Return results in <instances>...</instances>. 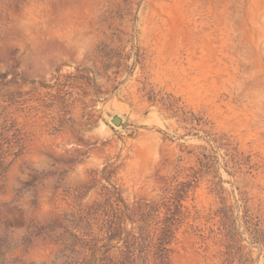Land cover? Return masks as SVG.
I'll return each instance as SVG.
<instances>
[{
  "label": "rangeland",
  "instance_id": "374dc122",
  "mask_svg": "<svg viewBox=\"0 0 264 264\" xmlns=\"http://www.w3.org/2000/svg\"><path fill=\"white\" fill-rule=\"evenodd\" d=\"M181 182L169 264H222L223 208L229 264H264V0H0V264H63L72 214Z\"/></svg>",
  "mask_w": 264,
  "mask_h": 264
},
{
  "label": "trees",
  "instance_id": "16d2710c",
  "mask_svg": "<svg viewBox=\"0 0 264 264\" xmlns=\"http://www.w3.org/2000/svg\"><path fill=\"white\" fill-rule=\"evenodd\" d=\"M187 190L186 183H179L170 196L163 197L165 200L162 204H145V213H140L141 205L124 214L110 209L106 200L96 201L81 210L80 216L71 215L73 219L70 223L75 225L73 230L68 231L59 226L62 233L52 242L60 244L69 252L68 260L63 264H169V256L174 252L171 244L175 239V232L179 223L186 218L181 210V202ZM162 206L165 209L163 216L153 226H149L148 221L153 219L154 213ZM214 215L220 217L217 227L220 238L217 245L223 250H219V255L222 264H229L236 257L238 248L229 222L228 209L217 210ZM125 217H129L132 223L129 230L124 228ZM76 221L78 224H75ZM253 234L264 247V231L253 228ZM113 248H116V252L111 253ZM238 259L240 264L248 262L242 256Z\"/></svg>",
  "mask_w": 264,
  "mask_h": 264
},
{
  "label": "water",
  "instance_id": "95a60500",
  "mask_svg": "<svg viewBox=\"0 0 264 264\" xmlns=\"http://www.w3.org/2000/svg\"><path fill=\"white\" fill-rule=\"evenodd\" d=\"M115 119L120 120V119L116 116V117H114V118L112 119V122H113V123L115 122ZM115 123L117 124V122H115Z\"/></svg>",
  "mask_w": 264,
  "mask_h": 264
},
{
  "label": "bare ground",
  "instance_id": "6f19581e",
  "mask_svg": "<svg viewBox=\"0 0 264 264\" xmlns=\"http://www.w3.org/2000/svg\"><path fill=\"white\" fill-rule=\"evenodd\" d=\"M115 122H117V124H119L120 123V120H118V119H115ZM114 122V123H115ZM116 124V123H115Z\"/></svg>",
  "mask_w": 264,
  "mask_h": 264
}]
</instances>
